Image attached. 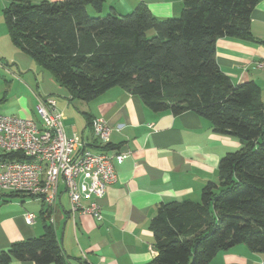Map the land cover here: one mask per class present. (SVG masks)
Returning <instances> with one entry per match:
<instances>
[{"label":"trees","instance_id":"1","mask_svg":"<svg viewBox=\"0 0 264 264\" xmlns=\"http://www.w3.org/2000/svg\"><path fill=\"white\" fill-rule=\"evenodd\" d=\"M9 1L4 20L12 40L70 90L71 100L90 102L119 86L153 111L196 112L241 142L220 158L218 180L203 186L199 201L158 206L150 221L158 255L147 264H211L241 243L264 252L262 91L254 80L234 83L216 59L221 37L255 40L251 13L260 0H183L180 14L167 18L143 2L105 15V0ZM90 143L99 146L95 138ZM44 221L41 235L0 248V264H67L53 223Z\"/></svg>","mask_w":264,"mask_h":264},{"label":"crops","instance_id":"2","mask_svg":"<svg viewBox=\"0 0 264 264\" xmlns=\"http://www.w3.org/2000/svg\"><path fill=\"white\" fill-rule=\"evenodd\" d=\"M142 2L159 18L177 16L183 9V0H105V5L107 9L113 7L119 13H127ZM4 24L0 27V116L19 115L40 121L36 112L38 102L48 97L57 98L61 85L51 75L48 77L37 63L39 71L30 68L33 75L27 74L28 69L17 58L21 52H26L14 43L5 21ZM251 29L255 38L252 41L219 38L216 59L234 83L256 81L264 100V68L258 67V63L264 61V0L252 10ZM9 42L16 48L12 64L3 49L8 48ZM64 95L66 100L58 101V108L64 115L68 136L81 135L93 150L129 153L121 164L115 162L117 181L101 201L103 217L98 220L83 213L74 217L65 192L50 210L40 198L7 193L0 201V248L41 235L45 229L44 218L50 216L54 218L52 223L67 264H147L153 261L158 250L150 221L157 214L158 206L169 201H199L203 186L210 180H218L220 158L238 149L241 142L232 135L215 132L211 121L196 112H156L138 95L115 86L90 102L83 101L85 106L78 108L85 118L87 115L104 118L112 127L106 144L109 146L102 148L90 143L93 130L87 118L82 122L69 119L76 99ZM3 154L0 150V156ZM28 213L35 216L31 224L26 223ZM12 264L37 263L14 260ZM211 264H264V252L241 243L219 251Z\"/></svg>","mask_w":264,"mask_h":264},{"label":"built area","instance_id":"3","mask_svg":"<svg viewBox=\"0 0 264 264\" xmlns=\"http://www.w3.org/2000/svg\"><path fill=\"white\" fill-rule=\"evenodd\" d=\"M258 67L264 68V61ZM36 112L40 121L0 116V149L16 155L0 159V201L7 193H23L42 199L50 210L65 192L74 217L83 213L101 220V201L117 181L115 162L121 164L129 153L93 150L81 135L68 136L56 97L41 99ZM92 130L97 144L105 146L112 127L104 118H93ZM34 220L33 214L26 215V223Z\"/></svg>","mask_w":264,"mask_h":264},{"label":"rangeland","instance_id":"4","mask_svg":"<svg viewBox=\"0 0 264 264\" xmlns=\"http://www.w3.org/2000/svg\"><path fill=\"white\" fill-rule=\"evenodd\" d=\"M9 0H0V27L5 26L4 24V8L9 4ZM107 8L106 10L104 11V14L106 15L107 13ZM1 29V28H0ZM2 32V31H1ZM5 41V40H4ZM6 43V42H5ZM4 49V52L5 54H7V58L9 59L10 63L12 64V62L15 60L14 59V54H15V50L16 49L14 46H12V44L9 42V46L8 48H3ZM4 54V53H3ZM17 58L20 60L21 64L24 65L28 71H27V74L30 76V75H33V72L32 71H29V69L31 68V70L34 71V68L36 70H38V68H36L37 66V62L33 59V57L31 55H29L28 53H23L21 52L19 55H17ZM33 67V68H32ZM40 69H42V71H44L45 73H47L48 77L51 75L50 71L41 67V66H38ZM39 71V70H38ZM37 71V72H38ZM53 81V80H52ZM53 83H55L53 81ZM54 86V85H53ZM58 86V85H57ZM58 89H61L59 90V96L57 97V100L58 101H65V96L64 94H68V96H70L71 92L70 90L67 88V87H62V86H58ZM62 94V95H61ZM30 97H32L31 94H28ZM65 99V100H64ZM85 102H83L82 100H80L79 98H76V100L74 101V104H72V108H71V114L69 116V119H73L75 118L76 122H82V120H86L85 118V115L82 111H79L78 108H81L82 105H84ZM67 121V120H66ZM1 150V149H0ZM2 151V150H1ZM65 197H67V195H65Z\"/></svg>","mask_w":264,"mask_h":264}]
</instances>
